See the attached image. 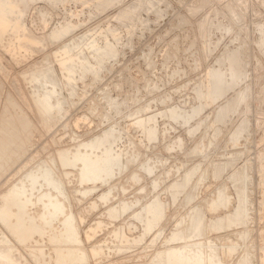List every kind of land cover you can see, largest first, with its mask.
I'll return each instance as SVG.
<instances>
[{"label": "rangeland", "instance_id": "374dc122", "mask_svg": "<svg viewBox=\"0 0 264 264\" xmlns=\"http://www.w3.org/2000/svg\"><path fill=\"white\" fill-rule=\"evenodd\" d=\"M19 1L26 9L30 30L26 35L45 42L24 52L19 62L0 45L4 64H0V135L11 115L12 128L19 119L26 127L30 123L28 130L19 120V131L12 129L14 136L7 133L5 140L20 131L21 137L8 139L0 147V197L16 183L30 187V215L38 218L44 232L47 225L49 229L43 240L36 234L22 242L0 221V243L8 233L13 258L18 256L21 264H58L52 250L58 235V244L66 240L73 244L78 237L89 257L84 264H150L168 245L175 251L187 243L206 262L214 257L215 264H264V0ZM66 43L68 54L56 52ZM64 59L68 61L62 69L58 65ZM48 68H54L50 76L43 74ZM213 76L221 77L226 89L215 91L213 99L207 100L206 87ZM228 101L237 104L221 121L219 114ZM102 150L123 165L111 167L114 173L109 174L102 161L104 182L80 183L83 163L74 165L73 156L102 154ZM5 153L11 160L6 161ZM63 155L69 161L72 157V164L63 165ZM46 167L52 169L55 186L42 182L38 188L31 187V175H41ZM90 187L98 190L90 191ZM81 189L92 193L83 195ZM241 196H246L248 205ZM43 197L62 201L64 213L54 215V205L41 203ZM222 197L228 199L227 207ZM145 207L160 208L166 215L149 230ZM68 215L78 227L72 238L65 233L67 224L63 225V220L64 224L72 220ZM88 226L97 231L90 240L85 236ZM119 231L130 242L122 241L125 237L120 239ZM35 239L44 244L42 257L48 258H40L43 254ZM90 243L100 250L94 251ZM224 243L234 250L230 257L223 253ZM69 248L62 253L64 260L65 254H72ZM67 260L60 262L72 264Z\"/></svg>", "mask_w": 264, "mask_h": 264}, {"label": "bare ground", "instance_id": "6f19581e", "mask_svg": "<svg viewBox=\"0 0 264 264\" xmlns=\"http://www.w3.org/2000/svg\"><path fill=\"white\" fill-rule=\"evenodd\" d=\"M34 1V0H33ZM32 2V1H31ZM28 5V4H27ZM25 12H26V9H25V7L21 4V1H19V0H0V45L2 46V49L4 50V52H6L7 54H9V55H11L15 60H17V62H19L18 60H20V58H22V57H24V52H26L27 50H30V51H34V50H36V48L37 47H39L42 43H43V39L40 37V38H38V37H36V36H34L33 34H31L30 36H27L26 35V32L27 31H29L30 32V30H29V28H28V26H27V21L25 20ZM97 27V26H96ZM98 27H99V25H98ZM162 29V28H161ZM200 30V29H199ZM8 34H10L11 35V37H9V38H5L6 36L5 35H8ZM42 36V35H41ZM86 38V37H85ZM21 39H24L23 41H21ZM133 39V38H132ZM45 42V41H44ZM44 44V43H43ZM77 46L79 47V44H77ZM77 46H76V48H77ZM100 46V45H99ZM69 44L68 43H66V44H64V46H61L60 48H58V50L56 51V52H58L59 53V51L60 50H63V51H65V53L66 54H68V52H69ZM81 50V49H80ZM79 50V51H80ZM62 53V52H61ZM1 54V53H0ZM3 54V53H2ZM53 54V53H52ZM4 55V54H3ZM58 55V54H57ZM0 57H1V55H0ZM4 57V56H3ZM66 58V57H65ZM82 58V57H81ZM58 60V59H57ZM67 59H64V60H60L59 61V67L60 68H64V67H66V63H67ZM240 62V61H239ZM6 63V62H5ZM0 64L1 65H4L3 64V62L1 61V58H0ZM240 64V63H239ZM238 64V65H239ZM232 66H233V64H232ZM51 67H53L52 65H51ZM234 67V66H233ZM238 67V66H237ZM210 68V67H209ZM234 68H236V64H235V67ZM54 69V68H53ZM53 69H51V68H48V69H46L45 71H44V73L43 72H41V73H43V74H46V76H50V74L52 73V70ZM238 70H239V68H238ZM55 71V70H54ZM241 71V70H240ZM240 71H237V73L238 72H240ZM40 72V71H39ZM37 73V72H36ZM236 73V74H237ZM16 75V74H15ZM37 76H39L40 75V73H39V75H38V73L36 74ZM215 75V74H214ZM219 75H220V73H219ZM224 75V74H223ZM238 75H239V73H238ZM237 75V76H238ZM53 76H54V74H53ZM216 76V75H215ZM221 77H222V75H220ZM226 76V75H225ZM234 76H236V75H234ZM233 76V77H234ZM33 77H36V76H33ZM210 77V76H209ZM212 77V76H211ZM214 77V76H213ZM221 77H218V78H215V79H213V80H210L209 82H208V84H207V93H206V98H207V100H212L213 99V97H212V95H213V93L215 92V91H221L222 92V89H226V83L224 82V81H222V79L220 80L219 78H221ZM230 77V76H229ZM241 77V76H240ZM35 79V78H34ZM38 79V78H37ZM56 79V78H55ZM236 79V78H235ZM239 79V78H238ZM70 80H72V79H70ZM81 80V79H80ZM94 80V79H93ZM226 81V80H225ZM237 82H238V80H237ZM85 85V84H84ZM204 85H206V83L204 84ZM237 85V84H236ZM60 86V85H59ZM204 87V86H203ZM228 87V86H227ZM77 88V87H76ZM202 89V88H201ZM230 89V88H229ZM201 91V90H200ZM221 92H219V93H221ZM224 93H225V91H224ZM223 93V94H224ZM226 93H227V91H226ZM225 93V94H226ZM215 94V93H214ZM46 96V95H45ZM108 96V95H107ZM200 96V95H199ZM217 96V95H216ZM216 96H214V97H216ZM226 96V95H225ZM49 97H50V94H49ZM48 97V98H49ZM204 97H205V95H204ZM220 97V96H219ZM47 98V97H46ZM106 98V97H105ZM218 98V97H217ZM50 99H51V97L49 98V100H47L48 102V104H49V101H50ZM107 99H109V96H108V98ZM111 99V98H110ZM203 99V98H202ZM46 100V99H45ZM114 100V99H113ZM216 100H218V99H216ZM233 100V99H232ZM242 100V99H241ZM213 101H215V100H213ZM113 102V101H112ZM238 102H239V100H238ZM34 103V102H33ZM46 103V102H45ZM210 103V102H209ZM44 104V103H43ZM110 104V103H109ZM205 104H206V102H205ZM235 104H237L235 101H232V102H230L229 103V101H228V104H227V106H225V108L223 109V111L220 113V109H219V112H218V114H219V116H220V118H219V116H218V118H219V120L221 119V121H222V119H224V117H226L227 118V116H228V114L229 113H231L233 110H234V107H235ZM240 104V103H239ZM200 105H201V103H200ZM208 105V104H207ZM43 106H45V104L43 105ZM49 106V105H48ZM51 106V105H50ZM44 108V107H43ZM175 108V107H174ZM49 109V107H47V110ZM196 109V108H195ZM172 110H173V108H172ZM171 110V111H172ZM176 110H177V108H176ZM175 110V111H176ZM194 110V109H193ZM192 110V111H193ZM196 110H198L199 111V109L197 108ZM185 111V110H184ZM197 111V112H198ZM169 112V111H168ZM194 112L195 111H193V112H191V113H193L192 114V116L194 115ZM17 113V112H16ZM16 113H15V115H16ZM176 113V112H175ZM179 113V112H178ZM19 114V113H18ZM169 114H172V113H169ZM180 114V113H179ZM183 114V113H182ZM175 115V114H174ZM174 115L172 114V116L174 117ZM185 115V114H184ZM198 115V114H197ZM12 116V115H11ZM9 117V118H11V120L10 121H12V117L14 116H12V117ZM19 116H21V115H19ZM19 116H15L16 117V119H18V117ZM176 116V115H175ZM177 116H178V114H177ZM180 116V115H179ZM24 117V116H23ZM26 117V116H25ZM24 117V118H25ZM188 117V116H187ZM20 118V117H19ZM22 118V117H21ZM23 118V119H24ZM28 118V117H27ZM147 118V117H146ZM149 118V117H148ZM177 118V117H176ZM14 119V118H13ZM151 119H153V117L151 116ZM150 119V120H151ZM188 119V118H187ZM5 120V119H4ZM9 120V119H8ZM6 121V123L3 125L4 127H3V132L5 131V133L4 134H1L0 135V147L1 146H5V143H4V141H8V139H9V141H10V139L14 136V135H12V134H14V132H16V131H13L15 128L17 129V131H19V128L18 127H16L18 124V121L20 120H17V122H16V125L14 124L13 126H15V128H12L11 126H10V124H11V122L10 121ZM15 120V119H14ZM13 120V121H14ZM24 120H26V118L24 119ZM146 120V119H145ZM177 120V119H176ZM22 120H20V122H21ZM28 120H26V122H27ZM144 121V120H143ZM187 121V120H186ZM148 122V121H147ZM13 123H15V121L13 122ZM28 123H29V121H28ZM21 124L24 126V124H26V123H22L21 122ZM20 124V125H21ZM29 125H30V123H29ZM29 125H28V127H29ZM143 125H146V123L144 124L143 123ZM19 126V125H18ZM23 126H21V127H23ZM241 126H242V124H240V127H238V128H241ZM243 126H245V125H243ZM10 127H11V129H10ZM26 126H24V128H25ZM28 127H26V128H28ZM145 127V126H144ZM153 127V126H152ZM246 127V126H245ZM245 127H243V128H245ZM149 128H150V125H149ZM148 128V129H149ZM238 128H236L237 129V131H238ZM13 129V130H12ZM15 129V130H16ZM23 129V128H22ZM142 129V128H141ZM156 129V128H155ZM26 130V129H25ZM25 130H23V131H25ZM28 130H29V128H28ZM145 130V129H144ZM151 130V129H150ZM153 130V129H152ZM240 130H242V129H240ZM244 131H246L245 129H243ZM30 132V131H29ZM29 132H28V134H29ZM153 132V131H152ZM154 132H157V131H154ZM7 133H11V138L9 137L8 139H6L5 140V136H8L7 135ZM115 133V132H114ZM145 133V132H144ZM147 133H150V131L148 130L147 131ZM238 133V132H237ZM246 133V132H245ZM16 134V133H15ZM24 134H27L26 133V131L24 132ZM150 134H152V133H150ZM156 134V133H155ZM154 134V135H155ZM241 134H243V132L241 133ZM18 137H17V136ZM15 136V138L18 140V138H20L21 137V131H20V134H19V132H17V134H16ZM19 135H20V137H19ZM22 135H23V132H22ZM154 135H152V136H149V137H154ZM25 136H27V135H25ZM155 136H157V134L155 135ZM24 137V135L22 136V138ZM15 138H12V139H14L13 141H15ZM21 138V139H22ZM25 138H27V137H25ZM29 138V137H28ZM28 138H27V140H28ZM157 138V137H156ZM11 139V140H12ZM21 139H19V141H21ZM155 139V138H154ZM16 140V144L18 145L20 142L19 141H17ZM23 140V139H22ZM153 139H151V141H152ZM7 141H6V144H7ZM26 141V139H24L23 140V142H25ZM19 142V143H18ZM27 142V141H26ZM112 142V141H111ZM240 142V141H239ZM13 143H15V142H13ZM228 143V142H227ZM11 144H12V142H11ZM15 144V145H16ZM20 144H22L23 145V143H20ZM18 145V146H22V145ZM82 144V143H81ZM14 145V146H15ZM16 145V146H17ZM114 145V144H113ZM103 146H106V145H103ZM7 147H10V145H7L6 146V148L5 149H7ZM12 147V146H11ZM93 147V146H92ZM102 146H100V148H101ZM108 147V146H107ZM110 147H111V145H110ZM4 149V150H5ZM113 148H111L110 150H112ZM8 150H10V149H8ZM97 150H99V149H97ZM97 150H94V151H97ZM101 150V149H100ZM106 150V149H105ZM105 150H104V153H103V150H102V154H101V151L100 152H98V153H96V152H91V155H84V156H82V154L81 155H74L73 156V158L75 157V159H74V161H72V157H70L71 158V161L73 162V164L76 162V164H78L79 163V161L81 160L82 161V163H83V169H84V171H85V173H83V176H82V178H83V180H82V182H80V183H82L83 184V182H90V183H96L98 180H100L101 179V181H103L102 180V178H100L104 173H103V171H102V165H103V163H102V161H104V163H105V161H106V164H104L105 166H103V168L105 169L104 170V172H107L108 173V171L110 172L109 174H111V173H114V171H113V169L114 168H112V172H111V167H114V166H116V168H120L123 164H122V162L123 161H121L120 162V165H119V161L117 162L116 160H115V158H112V157H114V155L112 156V153H110V152H108V151H106L105 152ZM109 150V149H108ZM120 151H121V149H119ZM12 151V150H11ZM13 151H15V150H13ZM74 151V150H73ZM72 151V152H73ZM119 151V152H120ZM7 152V151H6ZM9 152V151H8ZM112 152V151H111ZM113 152H116L115 150H113ZM118 152V151H117ZM9 153H12V152H9ZM15 153H16V151H15ZM92 153L93 154H97V156H92ZM101 154V155H98V154ZM122 153V152H121ZM78 154V153H77ZM84 154H85V152H84ZM88 154H89V152H88ZM104 154V155H103ZM114 154V153H113ZM118 154V153H117ZM4 155H8V154H4ZM12 155H14V156H16L17 155V153H16V155L14 154V152H13V154ZM102 155H103V157H102ZM116 155V154H115ZM9 156H11V155H8V158H7V156H5L6 157V161H8V160H11L10 159V157ZM71 156V155H70ZM112 156V157H111ZM120 156H121V154H120ZM115 157H117V156H115ZM69 158V159H70ZM123 158V157H122ZM122 158H120V159H122ZM8 159V160H7ZM119 159V158H118ZM23 161V160H22ZM71 161H69L68 160V155H67V157H65L64 155L62 156V163H63V165H67V164H72V162ZM78 162V163H77ZM131 162V161H130ZM101 163H102V165H101ZM126 163V162H125ZM21 164H23V163H21ZM42 164V163H41ZM76 164H74V165H76ZM122 164V165H121ZM80 166V165H79ZM144 166V165H143ZM146 166V165H145ZM17 167V166H16ZM81 167V166H80ZM123 168V167H122ZM146 168V167H145ZM149 169H150V167H148ZM148 168H146L147 169V171H148ZM83 169H82V171H83ZM125 169V168H124ZM152 169V168H151ZM107 170V171H106ZM120 170V169H119ZM118 169H117V171H119ZM204 170V169H203ZM101 171H102V173L103 174H101ZM121 171V170H120ZM150 171V170H149ZM198 171V170H197ZM14 172V171H13ZM202 173V172H201ZM53 176V174H52V169L51 168H49V167H46V168H44V170H43V173L41 174V175H31V177L29 178V183H30V185H31V187H33V188H38V187H36L37 185H41L42 184V182H45V183H47L48 184V186L49 187H51L52 185H54V178L52 177ZM105 176H107L106 175V173H105ZM110 176L111 175H109V176H107L108 178H110ZM112 176H114V175H112ZM238 177V176H237ZM62 178V177H61ZM113 177H111V179H112ZM103 179H106V177L104 178L103 177ZM237 179V178H236ZM239 179V178H238ZM237 179V180H238ZM246 179V178H245ZM8 180H10V179H8ZM108 180V181H107ZM106 181L107 182H109V179H107ZM187 180V179H186ZM242 180V179H241ZM244 180V179H243ZM242 180V181H243ZM26 181V180H25ZM239 181H240V179H239ZM264 181V180H263ZM262 181V182H263ZM100 182V181H99ZM104 182V181H103ZM106 182V183H107ZM244 182H246V180L244 181ZM9 183H10V181H9ZM240 183V182H239ZM1 185H3L2 183H0ZM7 184V183H6ZM12 184V183H11ZM87 185H88V183H86ZM175 184H177V183H175ZM242 184H243V182H242ZM245 184V183H244ZM246 184H247V182H246ZM245 184V185H246ZM263 184V183H262ZM1 185H0V187H1ZM10 185V184H9ZM96 185V184H95ZM5 186V185H4ZM55 186V185H54ZM53 186V187H54ZM59 186V185H58ZM240 186V185H239ZM248 186V185H247ZM247 186H244V187H247ZM7 187H9V186H7ZM92 187H94V186H92ZM261 187H262V185H261ZM91 188V187H90ZM97 188V187H96ZM98 188H99V186H98ZM240 188H242L243 189V185L240 187ZM6 189V188H5ZM56 189V188H55ZM58 189V188H57ZM56 189V190H57ZM88 190H90V191H92L93 190V192H94V188L92 189H89V188H87ZM245 189V188H244ZM30 190H31V188L30 187H27V186H25V185H23V184H21V183H19V184H14L13 186H11L10 187V189H8V191H6V193L4 194V195H2V197H0L1 199V202H0V221L3 223V225L5 226V227H7L8 229H9V231H10V234L12 235V237L16 240L17 239V241L18 240H20V241H22V242H26L28 239H31V238H33L34 239V237H35V235L36 234H38L39 236H40V238L42 239V237H43V234L46 232V229L48 230L49 228H48V226L49 225H47V228L45 229V232L43 231L44 229H43V226L40 224V221H39V223H37L36 221V219H38L37 217L35 218V219H33V216H31L30 215V210H28V205H29V200H28V197H29V192H30ZM96 190H98V189H96ZM95 190V191H96ZM239 190V189H238ZM59 191H60V188H59ZM77 192H78V190H76ZM111 191V190H110ZM248 191V190H247ZM247 191L245 192V190H243V192L244 193H247ZM1 192V191H0ZM61 192H62V189H61ZM87 191H84L83 189H81V191H79V193H82L83 195H84V193H86ZM89 192V191H88ZM87 192V194H89ZM60 193V192H59ZM92 193V192H91ZM90 193V194H91ZM240 193H241V191H240ZM244 193H243V195H244ZM54 194H50V196H49V194H46L45 196H49V197H51V196H53ZM104 195V194H103ZM55 196V195H54ZM239 197H240V195H239ZM246 197V196H245ZM244 197V198H245ZM69 198V197H68ZM216 198V197H215ZM214 198V199H215ZM219 198V201H220V197H218ZM223 198V197H222ZM244 198H242V196H241V199L243 200ZM47 199V198H46ZM45 199V197H43L42 199H40V201H41V203H45V204H48V205H54L53 207H54V215H56V216H58L59 215V213H62V210H63V208H64V203L63 204H61V202L62 201H60V203L59 202H56L54 199H51V198H48V200H46ZM224 199V200H223ZM221 201L223 202L224 201V203H225V205L224 206H226V202H228L227 200V198H223ZM240 199V200H241ZM31 200V199H30ZM53 200V201H52ZM95 200V199H94ZM55 201V202H54ZM247 200L246 199H244V203L246 202ZM90 202H92V201H90ZM96 202V201H95ZM242 202V201H241ZM157 203H159V202H157ZM156 203V204H157ZM161 203V202H160ZM159 203V204H160ZM216 203V202H215ZM259 203V202H258ZM163 205H164V203H162ZM243 204V203H242ZM246 204V203H245ZM244 204V205H245ZM44 205V204H43ZM42 205V206H43ZM50 205V206H51ZM158 205V204H157ZM215 205V204H214ZM246 205H248V204H246ZM245 205V206H246ZM250 205V204H249ZM47 206V205H46ZM127 206V205H126ZM152 206H154V204H152ZM165 206V205H164ZM45 207V206H44ZM49 207V206H48ZM227 207V206H226ZM239 207H242V205L240 206L239 205ZM238 207V208H239ZM123 208V207H122ZM214 208V207H213ZM242 208H244V206L242 207ZM246 208H247V206H246ZM47 209V208H46ZM45 209V210H46ZM51 209H52V211L51 212H53V208L51 207ZM120 209V208H119ZM166 209V208H165ZM66 210V209H65ZM141 210H142V208H141ZM243 210V209H242ZM245 210V209H244ZM247 210V209H246ZM246 210H245V213H246ZM48 211V210H47ZM140 211V210H139ZM138 211V212H139ZM32 212V211H31ZM122 212V211H121ZM141 212V211H140ZM145 214L144 215H146L145 216V218H146V220L144 219V221H146L147 223L144 225L145 226V228H146V230H149L152 226H154V225H156V224H159L161 221V219H163V217H165L166 215L164 214V211H162V210H160V208H155V209H153L152 207H145ZM241 212V211H240ZM243 212V211H242ZM63 213H64V210H63ZM118 213V212H117ZM117 213H116V215H117ZM35 214H38L37 212L35 213ZM39 214H42V213H39ZM39 214H38V216H39ZM48 214V213H47ZM50 214V213H49ZM70 214H72V211H71V213ZM80 214V213H79ZM119 214V213H118ZM121 214V213H120ZM199 214V213H198ZM238 214H239V212H238ZM244 214V213H243ZM33 215V214H32ZM51 215H53V214H51ZM53 215V216H54ZM60 215H62V214H60ZM65 215H66V213H65ZM77 215H78V213H77ZM135 215V214H134ZM165 215V216H164ZM197 215V214H196ZM195 215V216H196ZM226 215V214H225ZM235 215H237L236 213H235ZM35 216V215H34ZM43 216H45V215H43ZM71 217L72 215H68V217ZM241 216V215H240ZM244 216V215H243ZM39 217H41V216H39ZM52 217V216H51ZM76 217V216H75ZM74 217V218H75ZM81 217H83V215L81 216ZM194 217V216H193ZM197 217V216H196ZM196 217L194 218V219H196ZM199 217H200V214H199ZM202 217V216H201ZM236 217H238V215L236 216ZM245 217H246V219H247V215L245 214ZM245 217H244V219H245ZM42 218V217H41ZM43 218H45V217H43ZM50 218V217H49ZM57 218V217H56ZM56 218H54V219H56ZM59 218V217H58ZM61 218V217H60ZM66 218H67V216H66ZM78 218H80V216L78 217ZM137 218V217H136ZM139 218V217H138ZM144 218V217H143ZM142 217L140 218V219H143ZM227 218V217H226ZM226 218L224 219V221L226 220ZM239 218V217H238ZM31 219L33 220L32 222H31ZM54 219H53V221H54ZM64 219V218H63ZM197 219H198V217H197ZM196 219V220H197ZM200 219H202V218H200ZM241 219H243L242 217H241ZM245 219V220H246ZM58 220V219H57ZM76 220V219H75ZM75 220H73V216H72V220H71V218L69 219L68 218V220L66 219V221H65V224H64V220H63V225H66V226H64V227H66V234H67V232H68V234H67V237L69 238H72V236H75V235H73L75 232L77 233V228L78 227H76L75 225L76 224H74V223H76V222H74V223H72L71 221H75ZM82 220H83V218H82ZM138 220V219H137ZM218 220V219H217ZM216 220V221H217ZM234 220V219H233ZM240 220V219H239ZM44 221V220H43ZM46 221H48L47 220V218H46ZM59 221V220H58ZM84 221V220H83ZM82 221V222H83ZM143 221V220H142ZM220 221H222V220H220ZM237 221H238V219H237ZM241 221H243V220H241ZM69 222H71L72 224H70ZM85 222H86V220H85ZM239 222V221H238ZM42 223V222H41ZM47 223H49V222H47ZM54 223V222H53ZM59 223V222H58ZM60 223H62L61 222V220H60ZM193 223V222H192ZM217 223V222H216ZM216 223H213V225L214 224H216ZM244 222H242V224H243ZM98 224L100 225V223L98 222ZM144 223H142V225H143ZM237 224H239V223H237ZM0 225H1V223H0ZM44 225V224H43ZM46 225V224H45ZM62 225V226H63ZM71 225V226H70ZM94 225V224H93ZM167 225V224H166ZM165 225V226H166ZM239 225H241V223L239 224ZM246 225V224H245ZM2 226V225H1ZM53 226V225H52ZM52 226H50V229H52ZM215 227H216V225H214ZM223 226V225H222ZM45 227V226H44ZM99 227V226H98ZM98 227H96V228H98ZM192 227V226H191ZM211 227H213V226H211ZM217 227H218V224H217ZM53 228H55V226H53ZM83 228V227H82ZM85 228V227H84ZM128 228V227H127ZM219 228V227H218ZM218 228H216V230L218 229ZM2 229V228H1ZM4 229V228H3ZM6 229V228H5ZM56 229V228H55ZM211 229V228H210ZM86 230V229H85ZM213 230V229H212ZM3 231V230H2ZM63 232H64V230H62ZM62 231L60 232V234L62 233ZM79 231V230H78ZM93 231H95V228L94 227H92V226H88V229L86 230V233H85V236H87V238H88V240H90V239H92V238H94L95 236H96V232L94 233ZM117 231V230H116ZM131 231V230H130ZM161 231H162V228H161ZM5 232V231H4ZM8 232V231H7ZM118 232V231H117ZM116 232V233H117ZM119 232H121V231H119ZM174 232V231H173ZM244 232V231H243ZM49 233V232H48ZM54 233V232H53ZM3 234V233H2ZM51 234H52V232H51ZM50 234V235H51ZM57 234V233H56ZM66 234L64 235V236H66ZM79 234V233H78ZM121 236H120V239H121V237L122 238H124L122 241H126V242H130V241H128L127 240V234L125 233V232H121V233H119ZM145 234V233H144ZM7 235H8V233L5 235V233H4V238H5V236H6V238H7ZM37 235V236H38ZM45 235H46V233H45ZM53 235V234H52ZM51 235V236H52ZM55 235V234H54ZM80 235V234H79ZM173 235V234H172ZM2 236V235H1ZM38 236V237H39ZM84 236V237H85ZM116 237H117V235H115ZM145 236V235H144ZM176 236V235H175ZM184 237V234L183 235H181L180 236V238L181 237ZM189 236V235H188ZM9 237H11V236H8V238ZM54 237V236H53ZM57 237H58V235H56L54 238H55V240L57 241V243H53L52 245V250H53V252L56 254L55 256H56V260L57 261H59V263L58 264H61V262H64V261H66V258L69 260V262L70 263H72V264H77V262H79L78 264H84V263H87L88 262V260H87V258H89V257H87L86 256V254H84L83 252H82V250L84 249V251H85V248L83 247L84 245H82V243L81 242H78V237L73 241V239L71 240V241H73L74 243L73 244H71V242H70V240H69V243H67L66 241H65V243L63 242V243H59L58 244V242L60 241V240H57ZM66 237V238H67ZM83 237V238H84ZM173 237V236H172ZM6 238H5V240H6ZM40 238H39V240H40ZM48 238H49V236H48ZM48 238L46 239V240H48ZM54 238L52 239V238H50V239H52V240H54ZM59 238H60V236H59ZM58 238V239H59ZM82 238V239H83ZM86 238V237H85ZM142 238H143V236H142ZM141 238V239H142ZM44 239V238H43ZM42 239V240H43ZM49 239V240H50ZM62 239V238H61ZM64 239H65V237H64ZM128 239H129V237H128ZM144 239V238H143ZM169 239H170V234H169ZM177 239V238H176ZM182 239H184L185 240V238H182ZM2 240H3V238H2ZM1 240V241H2ZM5 240H3L4 242L3 243H5ZM39 240H37V239H35V240H33V241H35V243H36V245H37V248L40 250L39 252L41 253V254H43V253H45V248H44V244H41L40 243V241ZM54 240V241H55ZM87 240V239H86ZM145 240V239H144ZM6 241H9V243L7 242V243H5L6 245H4L3 243L1 244V247H0V259L2 260V261H0V263L1 264H21V262H20V260L19 259H17V257L18 256H14V258H13V256L11 255L12 253H15V252H12L13 251V248H12V251H11V241H10V238H9V240L7 239ZM14 241V240H13ZM55 241V242H56ZM80 241H81V238H80ZM168 241H171V239L170 240H168ZM173 241V240H172ZM175 241V240H174ZM44 242V241H43ZM49 242H51V241H49ZM83 242V241H82ZM90 242V241H89ZM140 242H141V240H140ZM144 242V241H143ZM157 242V241H156ZM13 244V243H12ZM83 244H84V242H83ZM165 244H167V242H165ZM169 244V243H168ZM167 244V245H168ZM195 244H197V243H195ZM2 245H4L3 247H2ZM15 245V244H14ZM19 245H20V243H19ZM90 246H91V248L95 251V248L97 247V244H93V243H90L89 244ZM224 250H223V253H224V255L226 256V257H230V255L232 254V252L234 251V250H230L229 248H228V246L230 245V243H224ZM46 246H48V245H46ZM89 246V247H90ZM169 247H170V245H168ZM171 246H173V245H171ZM179 246V245H178ZM212 246V245H211ZM223 246V245H222ZM12 247H13V245H12ZM35 247V246H34ZM68 247H70L69 248V253L71 252L72 254H73V256H72V254L70 255V254H65V256H64V258H65V260L62 258V255H64V254H62V253H65V252H67V251H65V248H68ZM88 247V248H89ZM150 247H153V245L152 246H150ZM169 247H167V248H165V249H163V250H161L157 255H156V257H154V260H152V262L150 263V264H215L217 261H216V259L213 257L212 259H209V261H204V258L202 259L200 256L202 255V253H201V255H199L198 253H200L199 251H197V249L196 248H193V246H192V248H191V245L190 244H186L184 247L183 246H181L180 248H182V249H184V250H187V253L185 252V254H181V252H182V249H179L178 247H177V250H173V249H170ZM174 247V246H173ZM172 247V248H173ZM17 248V247H16ZM27 248V247H26ZM49 247H47V249H48ZM100 248V247H99ZM98 247H97V249L98 250H100ZM19 249H20V246H19ZM15 250V249H14ZM33 250V249H32ZM42 250H44V252H41ZM67 250V249H66ZM98 250H97V252H98ZM19 250H18V248H17V252H18ZM65 251V252H64ZM91 251V250H90ZM222 251V250H221ZM12 252V253H11ZM49 252H50V250H49ZM52 252V253H53ZM81 252H82V254H81ZM86 252V251H85ZM202 252V251H201ZM29 253V252H28ZM51 253V252H50ZM51 253V254H52ZM68 253V252H67ZM184 253V252H183ZM234 253V252H233ZM51 254H49V255H51ZM210 254H211V252H210ZM252 254V253H251ZM70 255V256H69ZM92 255V254H91ZM96 255V254H95ZM216 255V254H215ZM223 255V254H222ZM41 257L40 258H45L46 257V255H45V257H42V256H44V254L43 255H40ZM205 256V255H204ZM210 256V255H209ZM218 256H219V254H218ZM21 257V256H20ZM38 257V256H37ZM49 257V256H48ZM48 257H46V258H48ZM210 257H212V256H210ZM51 258H52V260H53V257H52V255H51ZM222 259H223V257H221ZM128 259V258H127ZM245 259H246V257H245ZM47 260V259H46ZM52 260H50L49 259V261H52ZM67 260V261H68ZM219 260V259H218ZM4 261V262H3ZM61 261V262H60ZM252 261V260H251ZM25 262V261H24ZM53 262H54V260H53ZM222 262V261H221ZM23 263V262H22ZM67 263V262H66ZM89 263V262H88ZM96 263V262H95ZM247 263V262H246ZM56 264V263H55ZM65 264V263H64ZM122 264V263H121ZM224 264V263H223Z\"/></svg>", "mask_w": 264, "mask_h": 264}]
</instances>
